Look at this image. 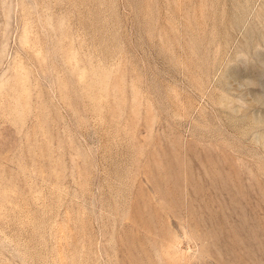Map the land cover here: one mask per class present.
<instances>
[{
    "label": "rangeland",
    "instance_id": "374dc122",
    "mask_svg": "<svg viewBox=\"0 0 264 264\" xmlns=\"http://www.w3.org/2000/svg\"><path fill=\"white\" fill-rule=\"evenodd\" d=\"M0 264H264V0H0Z\"/></svg>",
    "mask_w": 264,
    "mask_h": 264
}]
</instances>
